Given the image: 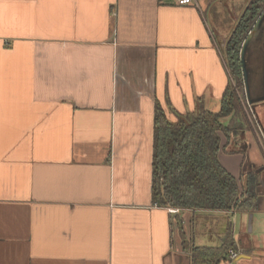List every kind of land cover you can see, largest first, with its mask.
I'll use <instances>...</instances> for the list:
<instances>
[{
  "label": "crops",
  "instance_id": "0c3cea01",
  "mask_svg": "<svg viewBox=\"0 0 264 264\" xmlns=\"http://www.w3.org/2000/svg\"><path fill=\"white\" fill-rule=\"evenodd\" d=\"M250 1L0 0V264H194L191 246L229 238L247 256L237 264H264L255 131L223 137L220 160L242 181L260 169L256 211L152 195L157 106L172 121L220 109L224 44ZM253 36L245 57L260 96L264 34Z\"/></svg>",
  "mask_w": 264,
  "mask_h": 264
},
{
  "label": "trees",
  "instance_id": "16d2710c",
  "mask_svg": "<svg viewBox=\"0 0 264 264\" xmlns=\"http://www.w3.org/2000/svg\"><path fill=\"white\" fill-rule=\"evenodd\" d=\"M263 11L264 0H251L224 44L223 55L230 82L218 111H209L200 105L195 112L176 113L177 120L172 121L157 106L152 195L161 206L247 213L257 210L260 169L249 172L242 181L223 166L220 155L225 150L222 138L230 139L245 130L243 126L233 124L234 119L243 125L247 121L238 92L244 81L241 50ZM232 81L238 84L236 88ZM226 117H232L228 124L222 121ZM229 249L191 246L190 253L194 264L231 263Z\"/></svg>",
  "mask_w": 264,
  "mask_h": 264
},
{
  "label": "water",
  "instance_id": "95a60500",
  "mask_svg": "<svg viewBox=\"0 0 264 264\" xmlns=\"http://www.w3.org/2000/svg\"><path fill=\"white\" fill-rule=\"evenodd\" d=\"M258 19L256 20V23H257ZM255 25V24H254ZM254 29V26L252 28V30ZM252 30L250 31V33L248 34V37L249 39H251V37L253 36L252 35ZM255 31H257L255 29ZM248 37H247V40H245L242 44V50H241V58H242V62H243V74H244V82H245V91H246V95H247V98H248V102L249 104L251 105V108H252V111L254 112V115L256 116V119H257V122L259 124V126L261 127L263 133H264V128L262 127V125L260 124V121L257 117V113L255 111V108L257 106V102L259 101H264V94L258 96L256 94H258V91H256L255 89H253L251 87V84H250V75H249V72H248V68H247V64H246V57H245V52H246V48H247V45H248ZM252 216L253 214H250V222H249V225H250V229H251V226H252ZM247 257L246 255H241L239 257H237L234 261H232L230 264H237V261L240 259V258H245Z\"/></svg>",
  "mask_w": 264,
  "mask_h": 264
},
{
  "label": "rangeland",
  "instance_id": "374dc122",
  "mask_svg": "<svg viewBox=\"0 0 264 264\" xmlns=\"http://www.w3.org/2000/svg\"><path fill=\"white\" fill-rule=\"evenodd\" d=\"M254 28L257 30L256 32H255V34H254V36H255V40L258 38V36H260V35H262V34H264V32H263V29H264V11H263V13L261 14V16L258 18V21H257V23L255 22V25H254ZM253 36V37H254ZM228 39V38H227ZM246 64H247V67L249 68L250 67V65H249V62L246 60ZM248 72L250 73V69H248ZM232 80H233V78H232ZM232 83V86H233V88H236L237 86H238V84L236 83V82H234V81H232L231 82ZM245 91V84H244V81H243V85L241 84V87H239L238 88V92L239 93H241L242 94V96H243V92ZM257 104H259V103H257ZM255 111H256V108H255ZM254 113V112H253ZM250 115L252 116V119H253V114H252V111H251V109L248 107V106H246L245 107V116H246V119H247V121H245L244 122V125L243 124H238V122H236V120L234 119V125L235 126H238V127H240V126H243V128L245 129V130H251V131H253V133H254V129H255V127L253 126V121H254V123H255V120L253 119V121H251V119H250ZM240 133V132H239ZM233 141H231V143H230V150H233L234 148V145H233V143H232ZM228 239V238H227ZM223 247H225V249H231V247L232 248H236V245L235 244H233L232 242H231V239L229 238V240H227L226 242H225V244H223Z\"/></svg>",
  "mask_w": 264,
  "mask_h": 264
},
{
  "label": "built area",
  "instance_id": "2783aa9c",
  "mask_svg": "<svg viewBox=\"0 0 264 264\" xmlns=\"http://www.w3.org/2000/svg\"><path fill=\"white\" fill-rule=\"evenodd\" d=\"M174 1L177 5H180V6L193 5L195 3L196 4L198 3V0H174ZM243 93H244L243 96L241 93H240V96L242 98L244 107L248 106L252 111L251 105L248 102L246 91H244ZM252 114H253V119L255 120V123H254L251 115H250V119H251V121H253V126L255 127V129H254V131L256 133L255 135L259 138L260 143H262L264 145V133H263L261 127L259 126L257 119H256V116L254 115L253 111H252ZM157 204H159V203L157 202ZM228 254H229V258L232 261L238 257V252L232 248L229 249Z\"/></svg>",
  "mask_w": 264,
  "mask_h": 264
},
{
  "label": "flooded vegetation",
  "instance_id": "af4514ba",
  "mask_svg": "<svg viewBox=\"0 0 264 264\" xmlns=\"http://www.w3.org/2000/svg\"><path fill=\"white\" fill-rule=\"evenodd\" d=\"M255 134V133H254Z\"/></svg>",
  "mask_w": 264,
  "mask_h": 264
}]
</instances>
